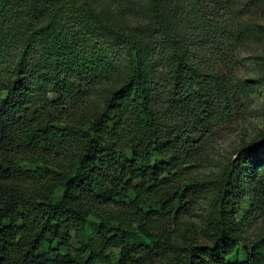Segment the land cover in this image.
<instances>
[{"label": "trees", "instance_id": "16d2710c", "mask_svg": "<svg viewBox=\"0 0 264 264\" xmlns=\"http://www.w3.org/2000/svg\"><path fill=\"white\" fill-rule=\"evenodd\" d=\"M159 2L150 0L160 29L168 35ZM43 10L50 13L46 23L40 19ZM88 10L87 0H0V264L109 263L113 258L105 250L114 245L120 247L117 264L131 263L137 253L156 257L164 249L156 250L150 229L165 218L156 210L151 215L143 210L144 198L166 192L172 202L182 193L176 177L196 156L200 141L190 137L209 131L234 110L219 79L198 74L181 56L164 73L161 96L151 98L131 37L109 22L98 26L121 35L126 52L124 59L118 58L111 46L100 44V34H92L95 27L87 22ZM17 12L28 43L16 55L12 37L7 42L6 34L17 26L13 17ZM118 62L131 75L110 93L104 111L85 117L72 105L70 111L76 110L77 116L64 126L53 124L57 100L49 97L50 87L71 99L95 93ZM178 106L186 111L190 129L175 138L169 133L167 138L156 136L165 131L161 114ZM263 146L264 133L240 150L211 186L207 240L170 245L172 264H264V242L243 248L244 257L239 258L242 246L235 222L243 189L241 167ZM156 154L164 160L151 164ZM60 188L61 196L54 201ZM130 192L127 208L105 213L118 225L96 224L92 245L84 232L88 216L102 209L94 200ZM134 224L143 237L135 233ZM73 237L80 239L81 248H71Z\"/></svg>", "mask_w": 264, "mask_h": 264}, {"label": "rangeland", "instance_id": "374dc122", "mask_svg": "<svg viewBox=\"0 0 264 264\" xmlns=\"http://www.w3.org/2000/svg\"><path fill=\"white\" fill-rule=\"evenodd\" d=\"M159 1L168 35L160 29L150 0H87L89 10L86 15L90 17L87 22L95 27L92 34H100V44L111 46L118 53V58L124 59L126 52L120 44L121 35H113L98 26L109 22L131 37L147 84L145 92L151 98L161 96L166 78L164 73L170 71L171 64H177V56H181L198 74L219 79L233 102L234 110L209 131L194 132L190 137L192 141H200L196 156L176 177V186L182 193H177L172 202L166 192L144 198L143 210H150L149 215L156 210V215L165 218L163 222L156 220V226L150 229L156 239V250L165 251H157L156 257L152 258L137 253L129 264H172L174 255L170 245L184 247L207 240L208 214L213 205L211 186L221 178L237 153L264 133V0ZM13 17L17 26L8 29L6 38L9 42L12 37V48L16 49L17 55V51L27 45L28 38L27 31L22 32L19 28L23 26L19 12ZM49 17V11L43 10L42 23L48 22ZM34 45L32 42L31 50ZM120 62L115 64V72L102 82L95 93L71 99L65 92L50 87L49 97L57 100L52 114L53 124L61 127L68 119L75 118L76 110L70 111L72 105L79 110L77 114L85 117L104 111L110 93L126 84L131 75L119 65ZM161 116L165 131H158L156 136L167 138L165 133H169L175 138L190 129L187 113L181 106L165 110ZM156 140L159 142L157 137ZM155 159L156 163L164 160L156 154L150 163ZM129 178L125 177L123 184ZM239 183L243 189L238 208H235V222L242 246L239 250L241 258L244 257L243 248L264 242V148L246 159L241 167ZM109 187L105 185V188ZM117 190L125 193L119 188ZM170 191L173 193L174 189ZM61 192V188L55 192L54 201L59 200ZM132 197L130 192L124 196L114 195L109 200L95 199L94 204H99L96 206L102 209L100 214L88 216L84 237L91 236L90 241L94 245L92 232L96 224L107 222L110 227L117 226L114 217L106 219L105 213L112 214L127 208ZM133 227L135 233L143 237L135 224ZM80 242L78 237H73L71 248H81ZM46 249L47 244H44L42 250ZM105 252L113 259L100 264H117L120 247L108 246Z\"/></svg>", "mask_w": 264, "mask_h": 264}]
</instances>
